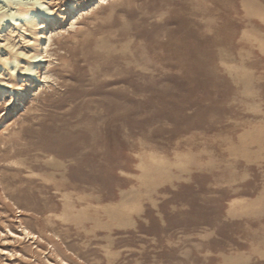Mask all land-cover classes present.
<instances>
[{"label":"rangeland","instance_id":"374dc122","mask_svg":"<svg viewBox=\"0 0 264 264\" xmlns=\"http://www.w3.org/2000/svg\"><path fill=\"white\" fill-rule=\"evenodd\" d=\"M42 1L0 21V264H264V0Z\"/></svg>","mask_w":264,"mask_h":264},{"label":"bare ground","instance_id":"6f19581e","mask_svg":"<svg viewBox=\"0 0 264 264\" xmlns=\"http://www.w3.org/2000/svg\"><path fill=\"white\" fill-rule=\"evenodd\" d=\"M4 1L5 0H0V21L3 19H9L10 21H12V23L14 25H19L22 28H25L26 25H30L32 27L38 25L40 29H42L45 25L44 24L45 22L42 21L43 17H46L47 21H51L50 20L51 16H50L49 7L42 0H28L27 2H25L26 5L24 8L14 9L11 11H6V12H1V9H3V7H4V6L2 7V2H4ZM7 1L12 3V4L13 3L17 4V5H19L20 3H24L23 0H7ZM10 27H12V25ZM25 30H27V29L25 28ZM48 32H49V30H48ZM39 35H41V37H44V38L47 37L48 42H50L51 36L45 34L44 32H42ZM37 42L38 41L34 42V46L37 45ZM35 47H37V46H35ZM30 52L29 53H26V52L23 53V55L28 56L30 58V61L25 63V66L22 68V70L26 74H34L35 75V81H39V82L43 81L42 77L40 75H38L36 73V71L39 68L40 64L48 61L47 58L51 57V54L47 50H43V51L35 50V51H32L31 55H29ZM15 65L16 64H13L12 70H15V68H16ZM48 77H50V75L45 74L44 78H48ZM6 84H9V82H6ZM23 230H24V233L27 235L33 234L27 228H24Z\"/></svg>","mask_w":264,"mask_h":264}]
</instances>
